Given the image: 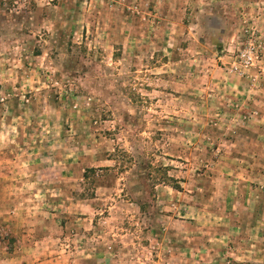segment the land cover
I'll list each match as a JSON object with an SVG mask.
<instances>
[{
	"label": "rangeland",
	"instance_id": "1",
	"mask_svg": "<svg viewBox=\"0 0 264 264\" xmlns=\"http://www.w3.org/2000/svg\"><path fill=\"white\" fill-rule=\"evenodd\" d=\"M0 264H264V0H0Z\"/></svg>",
	"mask_w": 264,
	"mask_h": 264
},
{
	"label": "built area",
	"instance_id": "2",
	"mask_svg": "<svg viewBox=\"0 0 264 264\" xmlns=\"http://www.w3.org/2000/svg\"><path fill=\"white\" fill-rule=\"evenodd\" d=\"M248 29H252L250 26L244 29V32L247 33ZM250 32L246 34L244 41L238 42L239 47L237 52L233 56V62H231L230 69L234 72H243L244 69H247L254 65V63L259 58V53L261 49V44L259 41H255L250 38Z\"/></svg>",
	"mask_w": 264,
	"mask_h": 264
},
{
	"label": "trees",
	"instance_id": "3",
	"mask_svg": "<svg viewBox=\"0 0 264 264\" xmlns=\"http://www.w3.org/2000/svg\"><path fill=\"white\" fill-rule=\"evenodd\" d=\"M175 187H177V186H175Z\"/></svg>",
	"mask_w": 264,
	"mask_h": 264
}]
</instances>
